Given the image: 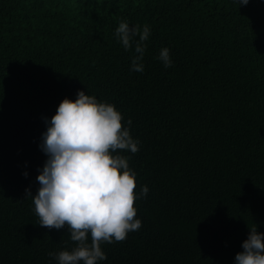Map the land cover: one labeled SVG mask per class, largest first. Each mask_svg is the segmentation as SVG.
Returning a JSON list of instances; mask_svg holds the SVG:
<instances>
[{"label":"trees","instance_id":"16d2710c","mask_svg":"<svg viewBox=\"0 0 264 264\" xmlns=\"http://www.w3.org/2000/svg\"><path fill=\"white\" fill-rule=\"evenodd\" d=\"M121 20L151 29L143 72ZM80 90L131 119L139 151L122 154L149 188L142 227L98 264H235L250 227L264 233V0H0V264H57L49 253L75 246L38 224L26 189L44 118Z\"/></svg>","mask_w":264,"mask_h":264},{"label":"clouds","instance_id":"9594fccd","mask_svg":"<svg viewBox=\"0 0 264 264\" xmlns=\"http://www.w3.org/2000/svg\"><path fill=\"white\" fill-rule=\"evenodd\" d=\"M239 3L247 5L249 0ZM150 34L147 24L141 30L139 24L130 27L126 20H121L115 30L125 50L139 37L132 71H144V42ZM158 58L165 68L172 67L167 47ZM44 119L47 129L39 147L47 159L39 169L37 193L26 189V198L32 199L40 226L70 233L73 248L49 253L57 264H98L107 259L102 244L123 242L129 232L142 227L135 201L146 198L149 188L144 185L139 193L135 191L137 173L129 166L130 158L122 154L139 151V140L130 134L132 121L129 119V127H125L123 115L114 104L100 102L83 90L75 100L63 99L56 114ZM242 248L235 264H264V233L257 226L250 227Z\"/></svg>","mask_w":264,"mask_h":264}]
</instances>
